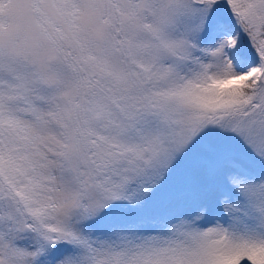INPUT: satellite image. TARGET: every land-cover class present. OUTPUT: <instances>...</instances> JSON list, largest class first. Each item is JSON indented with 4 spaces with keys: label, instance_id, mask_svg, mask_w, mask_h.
I'll use <instances>...</instances> for the list:
<instances>
[{
    "label": "snow or ice",
    "instance_id": "1",
    "mask_svg": "<svg viewBox=\"0 0 264 264\" xmlns=\"http://www.w3.org/2000/svg\"><path fill=\"white\" fill-rule=\"evenodd\" d=\"M0 264H264V0H0Z\"/></svg>",
    "mask_w": 264,
    "mask_h": 264
}]
</instances>
